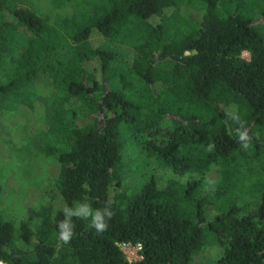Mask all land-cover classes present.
<instances>
[{"label": "trees", "instance_id": "obj_1", "mask_svg": "<svg viewBox=\"0 0 264 264\" xmlns=\"http://www.w3.org/2000/svg\"><path fill=\"white\" fill-rule=\"evenodd\" d=\"M28 1L0 0V138L15 144V120L35 118L47 90L42 151L59 168L47 212L0 218V260L191 264L210 247L216 264H264V0H58L73 10L51 21ZM77 202L113 215L99 233L72 217L65 244L57 224Z\"/></svg>", "mask_w": 264, "mask_h": 264}, {"label": "rangeland", "instance_id": "obj_2", "mask_svg": "<svg viewBox=\"0 0 264 264\" xmlns=\"http://www.w3.org/2000/svg\"><path fill=\"white\" fill-rule=\"evenodd\" d=\"M12 5V3H10ZM73 2L58 0H29L25 6L41 18L51 21L56 16H68L72 12ZM176 35L182 34L186 26L177 23ZM97 43V40L95 39ZM240 57L247 60L248 53L242 51ZM36 117L15 120L12 133L15 144L0 138V218L20 221H35L42 213L47 212V197L43 192L45 184L56 177L58 163L46 156L42 148L52 145L45 129L47 126L48 103L47 90L39 89L36 93ZM19 144L18 146H16ZM15 145V147H13ZM154 165H149L146 173L158 172ZM256 179L255 185L264 181V171ZM218 173L215 166H210L202 177V184L213 183ZM255 189L253 182L248 184L251 193ZM191 264H216L210 247L191 255Z\"/></svg>", "mask_w": 264, "mask_h": 264}, {"label": "clouds", "instance_id": "obj_3", "mask_svg": "<svg viewBox=\"0 0 264 264\" xmlns=\"http://www.w3.org/2000/svg\"><path fill=\"white\" fill-rule=\"evenodd\" d=\"M231 119L239 125L235 129L238 136V142L241 144V148L247 150L250 147L248 130L245 127V122L240 119L238 115L231 116ZM215 148L214 144L208 145V151H212ZM64 219L58 221L57 227L59 229V239L67 244L70 242L73 236L74 224L72 223V217L80 219H90V227L94 228L98 233L103 232L107 228V219H111L113 212L110 206H105L102 210H93L87 203L77 202L75 207L65 206L63 209ZM0 264H5L3 260H0Z\"/></svg>", "mask_w": 264, "mask_h": 264}, {"label": "built area", "instance_id": "obj_4", "mask_svg": "<svg viewBox=\"0 0 264 264\" xmlns=\"http://www.w3.org/2000/svg\"><path fill=\"white\" fill-rule=\"evenodd\" d=\"M115 245L128 263L135 262L141 258V246L139 243L120 241L116 242Z\"/></svg>", "mask_w": 264, "mask_h": 264}]
</instances>
